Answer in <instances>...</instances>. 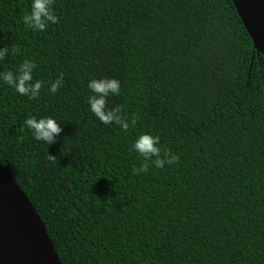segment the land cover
I'll return each instance as SVG.
<instances>
[{
	"label": "trees",
	"instance_id": "obj_1",
	"mask_svg": "<svg viewBox=\"0 0 264 264\" xmlns=\"http://www.w3.org/2000/svg\"><path fill=\"white\" fill-rule=\"evenodd\" d=\"M29 4L0 0V71L30 59L43 81L34 100L0 82V164L61 264H264V57L233 1L54 0L43 32ZM102 76L121 85L108 107L137 118L127 132L89 111ZM31 116L60 122L55 143ZM144 132L176 163L134 175Z\"/></svg>",
	"mask_w": 264,
	"mask_h": 264
},
{
	"label": "clouds",
	"instance_id": "obj_2",
	"mask_svg": "<svg viewBox=\"0 0 264 264\" xmlns=\"http://www.w3.org/2000/svg\"><path fill=\"white\" fill-rule=\"evenodd\" d=\"M54 0H30L29 11L22 17L23 25L36 32H43L49 24H56L59 21L53 11ZM17 50L12 49L14 54ZM9 49L6 46L0 47V61L8 56ZM36 63L30 59H24L14 70L0 71V82L14 89L21 96L30 100L40 95L43 81L35 79L33 72ZM63 85L62 75L49 84V92L56 93ZM90 95L87 96L89 111L104 125L114 124L121 131L127 132L130 127H135L137 118L125 116L121 106L108 107V99L111 96H118L121 93L120 81L113 77L91 78L87 82ZM26 127L30 130L36 141H42L45 145L56 142L63 129L60 122L51 116L37 118L31 116L26 120ZM159 135L150 132L140 133L131 144V151L143 158V163L133 168V174L147 173L150 166L163 168L166 164H175L178 156L167 150L161 149ZM51 157H53L51 155Z\"/></svg>",
	"mask_w": 264,
	"mask_h": 264
},
{
	"label": "water",
	"instance_id": "obj_3",
	"mask_svg": "<svg viewBox=\"0 0 264 264\" xmlns=\"http://www.w3.org/2000/svg\"><path fill=\"white\" fill-rule=\"evenodd\" d=\"M264 57V0H232ZM0 264H61L36 209L0 164Z\"/></svg>",
	"mask_w": 264,
	"mask_h": 264
}]
</instances>
